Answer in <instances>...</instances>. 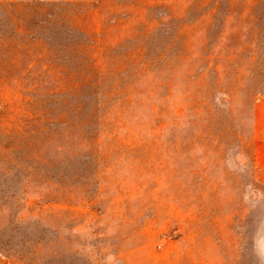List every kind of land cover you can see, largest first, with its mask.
<instances>
[{
	"label": "rangeland",
	"instance_id": "obj_1",
	"mask_svg": "<svg viewBox=\"0 0 264 264\" xmlns=\"http://www.w3.org/2000/svg\"><path fill=\"white\" fill-rule=\"evenodd\" d=\"M264 0H0V264H264Z\"/></svg>",
	"mask_w": 264,
	"mask_h": 264
},
{
	"label": "crops",
	"instance_id": "obj_2",
	"mask_svg": "<svg viewBox=\"0 0 264 264\" xmlns=\"http://www.w3.org/2000/svg\"><path fill=\"white\" fill-rule=\"evenodd\" d=\"M255 145V158L257 178L264 185V140L257 139Z\"/></svg>",
	"mask_w": 264,
	"mask_h": 264
}]
</instances>
